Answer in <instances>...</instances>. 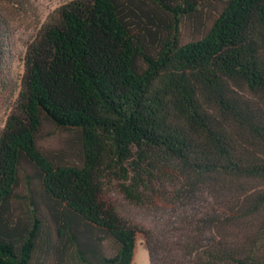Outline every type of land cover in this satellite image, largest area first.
Returning a JSON list of instances; mask_svg holds the SVG:
<instances>
[{
    "label": "trees",
    "instance_id": "16d2710c",
    "mask_svg": "<svg viewBox=\"0 0 264 264\" xmlns=\"http://www.w3.org/2000/svg\"><path fill=\"white\" fill-rule=\"evenodd\" d=\"M29 6L0 0V264H264V0H73L18 70Z\"/></svg>",
    "mask_w": 264,
    "mask_h": 264
},
{
    "label": "rangeland",
    "instance_id": "374dc122",
    "mask_svg": "<svg viewBox=\"0 0 264 264\" xmlns=\"http://www.w3.org/2000/svg\"><path fill=\"white\" fill-rule=\"evenodd\" d=\"M73 0H30L29 10L25 14L13 15L10 18L12 41L10 45V53L12 54V64L15 69L22 67V59L29 43L33 40L37 29L45 21V19L61 6L70 3ZM191 35V31H187V37ZM5 107L0 106V127L5 120ZM59 139L50 141L49 144L58 146L61 142ZM124 212L128 216L136 220L153 225L156 223V217L153 213L130 206L124 207ZM134 264H150L145 240L143 237L138 240V248Z\"/></svg>",
    "mask_w": 264,
    "mask_h": 264
}]
</instances>
